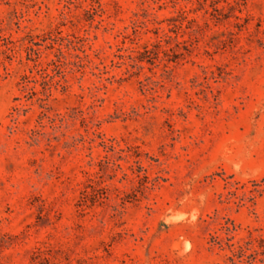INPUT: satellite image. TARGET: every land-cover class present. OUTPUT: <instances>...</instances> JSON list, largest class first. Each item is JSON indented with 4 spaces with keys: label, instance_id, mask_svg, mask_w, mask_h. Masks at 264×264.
Returning a JSON list of instances; mask_svg holds the SVG:
<instances>
[{
    "label": "rangeland",
    "instance_id": "374dc122",
    "mask_svg": "<svg viewBox=\"0 0 264 264\" xmlns=\"http://www.w3.org/2000/svg\"><path fill=\"white\" fill-rule=\"evenodd\" d=\"M0 264H264V0H0Z\"/></svg>",
    "mask_w": 264,
    "mask_h": 264
}]
</instances>
